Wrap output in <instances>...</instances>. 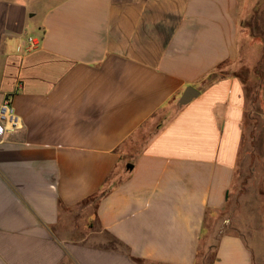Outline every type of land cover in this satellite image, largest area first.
<instances>
[{
  "label": "crops",
  "instance_id": "1",
  "mask_svg": "<svg viewBox=\"0 0 264 264\" xmlns=\"http://www.w3.org/2000/svg\"><path fill=\"white\" fill-rule=\"evenodd\" d=\"M241 6L0 0V264H198L243 168L264 206ZM260 238L223 234L213 264H264Z\"/></svg>",
  "mask_w": 264,
  "mask_h": 264
},
{
  "label": "rangeland",
  "instance_id": "2",
  "mask_svg": "<svg viewBox=\"0 0 264 264\" xmlns=\"http://www.w3.org/2000/svg\"><path fill=\"white\" fill-rule=\"evenodd\" d=\"M241 28L248 44L247 62L253 60L256 64L258 61L257 65L251 67L236 66V72L245 81L248 94L249 119L246 121L245 148L252 146L264 157V0H242ZM137 136L140 139L139 145L147 139L144 130ZM257 158V154H254L247 162L261 167L262 163ZM253 179V174L246 167L243 168L241 175L236 176L227 209L208 218L198 264L214 263L217 242L225 233L240 231L250 241L261 240L264 206L262 197L257 194V183ZM92 207L88 206L86 214L92 213Z\"/></svg>",
  "mask_w": 264,
  "mask_h": 264
},
{
  "label": "built area",
  "instance_id": "3",
  "mask_svg": "<svg viewBox=\"0 0 264 264\" xmlns=\"http://www.w3.org/2000/svg\"><path fill=\"white\" fill-rule=\"evenodd\" d=\"M29 43V49L31 50L34 48L35 44L33 38L29 39ZM0 121L4 123L10 130H15L20 127V121L15 113L13 100L11 97L7 98L0 107Z\"/></svg>",
  "mask_w": 264,
  "mask_h": 264
},
{
  "label": "water",
  "instance_id": "4",
  "mask_svg": "<svg viewBox=\"0 0 264 264\" xmlns=\"http://www.w3.org/2000/svg\"><path fill=\"white\" fill-rule=\"evenodd\" d=\"M199 91L193 87H189L185 93L183 94V96L181 97V99L179 100V105L183 106L186 105L187 103H189L194 97H196V95H198ZM128 168H132V165L129 164Z\"/></svg>",
  "mask_w": 264,
  "mask_h": 264
},
{
  "label": "trees",
  "instance_id": "5",
  "mask_svg": "<svg viewBox=\"0 0 264 264\" xmlns=\"http://www.w3.org/2000/svg\"><path fill=\"white\" fill-rule=\"evenodd\" d=\"M247 119H249V116L247 117Z\"/></svg>",
  "mask_w": 264,
  "mask_h": 264
}]
</instances>
